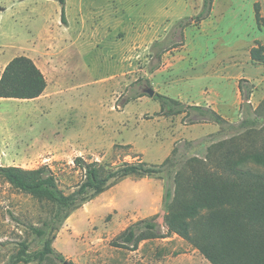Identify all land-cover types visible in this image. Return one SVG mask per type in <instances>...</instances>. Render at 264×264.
<instances>
[{"label":"rangeland","instance_id":"1","mask_svg":"<svg viewBox=\"0 0 264 264\" xmlns=\"http://www.w3.org/2000/svg\"><path fill=\"white\" fill-rule=\"evenodd\" d=\"M202 5L66 0L63 23L57 0H0V75L12 59L26 56L49 81L39 100H0V167L48 166L69 195L84 181L78 157L112 170L140 162L160 166L170 156L186 164L206 160L210 146L235 136L189 109L167 116L147 89L186 107H210L235 126L249 116L259 119L261 129L264 109L256 110L264 101V65L253 62L250 51L264 46V0H215L211 15L192 21L184 38L173 32ZM257 134L245 143L264 138V131ZM168 184L165 174L124 179L76 210L55 233L53 247L74 264H210L166 228L134 252L111 245L130 225L159 216ZM53 214L48 202L0 179V264L24 244L30 255L40 251L43 243L30 227H42Z\"/></svg>","mask_w":264,"mask_h":264},{"label":"trees","instance_id":"2","mask_svg":"<svg viewBox=\"0 0 264 264\" xmlns=\"http://www.w3.org/2000/svg\"><path fill=\"white\" fill-rule=\"evenodd\" d=\"M57 1L62 6L61 20L66 23V0ZM214 1L203 0L200 13L193 20H182L173 32L181 31L184 38L183 32L192 21L200 24L211 15ZM256 6L255 17L260 25L262 17L259 5ZM155 47L163 50V43ZM250 57L264 65V46L254 47ZM47 86L46 76L31 58L15 57L0 77V99L35 100L44 94ZM244 98L248 116L252 113L250 92ZM154 99L160 101L167 116L184 114L189 109L203 119L230 128L236 132L235 136L210 146L206 160L194 158L186 164L170 156L160 166L140 162L112 170L105 164L88 163L78 157L74 162L84 172V181L69 195L59 188L48 166L0 167V179L19 192L48 202L54 212L42 227H30L33 235L42 241V249L30 255L24 244L8 264H74L53 247L55 233L70 216L126 178L144 179L159 174H165L169 181L164 195V225L157 217L138 221L112 241L113 247L137 251L143 241L161 238L162 228H166L190 243L210 264H264V138L245 143L246 137L262 134L264 126L260 129L259 119L250 116L235 126L212 108L186 107L161 94H155ZM263 109L264 101L256 112Z\"/></svg>","mask_w":264,"mask_h":264},{"label":"water","instance_id":"3","mask_svg":"<svg viewBox=\"0 0 264 264\" xmlns=\"http://www.w3.org/2000/svg\"><path fill=\"white\" fill-rule=\"evenodd\" d=\"M145 93L149 96V97H151V98H153L154 96H155V91L153 90V89H147L146 91H145ZM165 215H166V212L163 210V211H161V213L159 214V216L157 217V221L159 222L161 219H164V217H165Z\"/></svg>","mask_w":264,"mask_h":264},{"label":"crops","instance_id":"4","mask_svg":"<svg viewBox=\"0 0 264 264\" xmlns=\"http://www.w3.org/2000/svg\"><path fill=\"white\" fill-rule=\"evenodd\" d=\"M8 64V63H7ZM7 64L5 65V67L7 66ZM5 67H4V69H5ZM4 69H3V71H4ZM3 73V72H2ZM2 73H1V75H2ZM1 75H0V77H1ZM48 81V80H47ZM49 89V81H48V86H47V89H46V91ZM46 91L44 92V94L46 93ZM43 94V95H44ZM42 95V96H43ZM42 96L40 97V98H42ZM40 98H38V99H35V100H39ZM0 100H2V99H0ZM5 100H8V99H5ZM26 101H34V100H26ZM210 108V107H209ZM2 167V166H1Z\"/></svg>","mask_w":264,"mask_h":264}]
</instances>
